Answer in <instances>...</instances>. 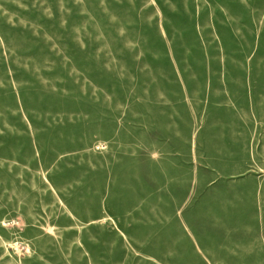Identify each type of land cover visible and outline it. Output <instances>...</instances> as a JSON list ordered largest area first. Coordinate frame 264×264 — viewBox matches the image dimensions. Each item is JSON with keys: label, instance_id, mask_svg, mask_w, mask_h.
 Instances as JSON below:
<instances>
[{"label": "rangeland", "instance_id": "1", "mask_svg": "<svg viewBox=\"0 0 264 264\" xmlns=\"http://www.w3.org/2000/svg\"><path fill=\"white\" fill-rule=\"evenodd\" d=\"M0 264H264V0H0Z\"/></svg>", "mask_w": 264, "mask_h": 264}]
</instances>
